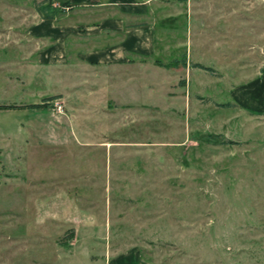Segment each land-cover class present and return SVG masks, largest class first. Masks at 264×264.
<instances>
[{
	"label": "rangeland",
	"instance_id": "1",
	"mask_svg": "<svg viewBox=\"0 0 264 264\" xmlns=\"http://www.w3.org/2000/svg\"><path fill=\"white\" fill-rule=\"evenodd\" d=\"M39 1L0 0V264H103V257L96 262L92 257L108 248L139 250L165 264H264V118L225 105H219L221 112L214 99L201 95L203 81L195 82V90L189 86L195 107L189 131L160 113L150 114L166 119L164 125L148 117L116 131L156 143L143 152L158 149L153 157H128L132 169L138 163L142 173L119 174L117 184L112 151L47 144L51 135L45 123L57 112L43 97L27 96L32 40L26 31ZM253 3L202 0L204 8L235 7L249 16L223 12L194 18L192 56L212 62L206 95L223 100L226 85L236 83L232 75L244 71L248 77L261 67L262 50L254 45L264 0L256 14L261 22L252 21ZM223 74L227 84L220 82ZM34 106L46 108L37 114ZM217 111L240 117L244 125L228 121L222 134L213 125L207 131L204 117L219 116ZM59 132L64 137L66 131ZM183 137L190 142L172 148L161 143ZM93 161L99 170L92 173ZM72 203L81 206L76 213L81 221L61 220V207L62 213Z\"/></svg>",
	"mask_w": 264,
	"mask_h": 264
},
{
	"label": "crops",
	"instance_id": "2",
	"mask_svg": "<svg viewBox=\"0 0 264 264\" xmlns=\"http://www.w3.org/2000/svg\"><path fill=\"white\" fill-rule=\"evenodd\" d=\"M201 2L202 0L39 1L34 9L33 22L26 31L32 40L27 96L50 97L43 101L52 109L55 100L62 104V110L59 113L56 111L57 114L53 113L61 122L55 121L53 117L50 123H45L44 128L49 129L51 135L47 144L61 146L75 143L91 147L92 152L98 148H104L110 153L112 151L115 181L121 184L116 180L119 174L126 177L125 173H138L136 170L142 173V167L138 163V167L132 169V164L127 163L128 157L139 158L143 153L153 157L152 150L158 154V149L143 152V147L152 148L157 146L156 143L149 138L139 139L116 134V131L131 128L132 123L148 120V117L157 119L150 113L166 115L168 123L183 124V129L189 131L191 118L195 115V107L190 102L189 86L191 90H195V82L203 81L204 93L201 95L205 99H214L216 102L226 100L229 105L225 107L237 108L241 112L246 111L247 115L264 118V20L260 26L257 22L261 20L256 16L260 0H254V10L250 16L257 23L254 49L258 50L260 47L262 50L261 67L248 77H243L244 71L240 75L230 74L231 79H236V83L226 85L223 100L206 95L204 89H211L212 75L207 69L194 65L195 62L201 63L192 56L190 35L195 24L194 18L201 14L209 13L212 16L224 12L208 9L207 6L204 8ZM238 14L242 19L245 17L235 7L223 13L224 16L235 15L236 18ZM201 64L209 66L212 62L209 64L204 60ZM223 75L224 78L227 77ZM238 76L243 78L237 79ZM219 78L220 82L226 81L227 84V78ZM32 85L35 89H32ZM185 85L188 88L183 90ZM33 108L40 114L41 108L46 107ZM219 108L221 111L222 107ZM177 114L182 115L181 119ZM206 115L204 123L209 127L207 131H211L213 125L216 132L222 134L221 130H224L228 121H241L244 125V120L234 115L229 118L221 113L219 116L212 113ZM157 120L162 121L163 125L166 123L164 118ZM60 129L66 131L64 137L59 132ZM163 142L170 143L165 146L172 148L189 143L190 138L163 139L161 143ZM112 146H115L113 150ZM133 146L139 147L135 149ZM117 154H123L124 159ZM93 163L92 173L99 170L98 161ZM47 205L49 210L54 211V204ZM62 209L63 207L58 215L61 220L81 221L76 215L82 209L81 206L72 203L61 213ZM50 216L55 215L50 213L49 218ZM145 238L153 239V236ZM93 257L95 262L103 257V264H165L150 260L139 250L113 252L108 248Z\"/></svg>",
	"mask_w": 264,
	"mask_h": 264
},
{
	"label": "trees",
	"instance_id": "3",
	"mask_svg": "<svg viewBox=\"0 0 264 264\" xmlns=\"http://www.w3.org/2000/svg\"><path fill=\"white\" fill-rule=\"evenodd\" d=\"M194 65L199 66V67H202V68H205L207 70L211 69L210 66H205V65H203V64H201L199 62H195ZM48 98H50V97H44V99H48ZM215 104H217V105H225V106L229 105V103H226V102L225 103H217L216 102Z\"/></svg>",
	"mask_w": 264,
	"mask_h": 264
},
{
	"label": "built area",
	"instance_id": "4",
	"mask_svg": "<svg viewBox=\"0 0 264 264\" xmlns=\"http://www.w3.org/2000/svg\"><path fill=\"white\" fill-rule=\"evenodd\" d=\"M52 107L53 109H55L56 111H61L62 110V104L60 101L58 100H55L53 103H52Z\"/></svg>",
	"mask_w": 264,
	"mask_h": 264
}]
</instances>
